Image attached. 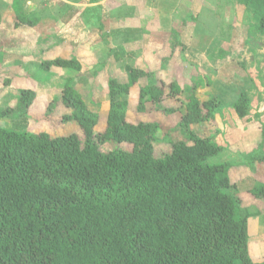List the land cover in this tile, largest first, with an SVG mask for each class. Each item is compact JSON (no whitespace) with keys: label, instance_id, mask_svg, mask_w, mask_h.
Segmentation results:
<instances>
[{"label":"trees","instance_id":"trees-1","mask_svg":"<svg viewBox=\"0 0 264 264\" xmlns=\"http://www.w3.org/2000/svg\"><path fill=\"white\" fill-rule=\"evenodd\" d=\"M240 2L259 14L256 32L264 36V0ZM30 24L19 19L16 27ZM175 44L172 58L180 55ZM40 68L80 72L82 65L55 59ZM126 71L128 83L109 82L103 133H96L100 113L72 79L61 95L69 112L63 122H76L84 141L77 134L0 128V264H264L250 256V216L231 193L230 165L208 163L222 147L192 131L209 122L222 101L201 99L197 83L185 92L158 73ZM145 78L148 85L138 88ZM19 93L16 108L1 109L0 118L27 114L37 95ZM177 99L182 119L166 140L170 153L157 158L159 122L131 123L130 108L144 112L152 103L165 112L163 105ZM250 105L243 92L234 109L244 118ZM110 142L133 149L105 153L102 146ZM252 195L264 200V184Z\"/></svg>","mask_w":264,"mask_h":264},{"label":"rangeland","instance_id":"rangeland-1","mask_svg":"<svg viewBox=\"0 0 264 264\" xmlns=\"http://www.w3.org/2000/svg\"><path fill=\"white\" fill-rule=\"evenodd\" d=\"M7 1L9 2V0ZM135 2L138 3L127 6L123 0H117V3L115 4L111 0H106V3H110V8L114 9L120 7L123 10L129 23L132 21H139V23H136L138 25H142L136 31L141 35L142 32H146L147 28L145 29L144 23L145 21H148L147 17H143L145 14H143L142 11H145L151 1L135 0ZM185 2L188 3L189 0H185ZM185 5V3L182 4V6ZM178 14L177 18H179V21H177V23H182L180 12ZM100 16L101 15H98L99 18ZM108 16L112 18L111 13L108 14ZM250 16L252 19V27L248 33L246 32L242 37L238 38L239 44L237 47H234L236 52L229 55V58H226L222 63L211 61V65L214 69L211 73H209V71L207 72L205 69H201L203 72H198L194 77H192L188 74L181 75L179 73L178 75L168 73L169 70L165 67L163 71H158V78L176 81L185 92H188L192 86L197 83L200 84L198 93L199 96H201V99L205 95H210L222 100V105L217 109L213 118L209 122L193 126L192 131L195 132L198 137L208 138L213 143L221 144L225 147V149L219 154L211 157L208 160V163L220 164L227 162L230 165L231 170L233 171L234 182L231 188V193L237 200L239 209L242 213H247V205L250 204L253 195L252 191L249 189L251 187L243 185V182H241L242 173L239 171L244 169L246 170L249 165H251L252 161L255 160L257 164L261 166L258 170V174H256L257 176L255 175L259 179L258 183H256V187L260 186L264 180V164L263 160H261L263 158L261 157V152L264 151V36L256 32L259 26V14L253 12V9H251ZM141 18L143 21H141ZM14 22L15 21L8 22L7 26H4V29L0 31V34L7 33L10 34V36L12 35V37L20 38L19 36H16L21 34L22 28L17 30V27L14 25V29ZM9 29L11 31H8ZM120 32L121 31L112 30L103 31V35L105 37L104 40L108 42V46L105 50L109 49L108 52H111L109 55L110 57H113L111 54L116 52L114 55L115 57L119 55L121 58L128 59L125 44L122 45L121 43L115 48L110 47V43H112L113 40L118 39V37L123 34H119ZM175 33L176 31H173L169 35L168 41L171 45H174L176 42L174 46L175 49L178 48V51H182L183 45L178 39L181 35L179 34L177 37V33L176 35ZM140 35H138V40L142 38ZM47 38V35H42L37 41H40L42 49L46 46L45 40ZM260 45L263 46L260 47ZM105 50L102 62L98 63L93 69H91L94 86H90L88 83V86H85L86 88L84 87L86 84V73L82 75L83 79L81 81L83 84L81 82L76 83L75 80V84L73 85V87L89 104L90 109L94 112L100 113V124L96 129V133H103L106 128L108 112L106 109L107 101H109V97L107 99L106 87L108 86L110 80L114 79L118 82L128 83L127 76H129L128 73L125 72V69H120L121 67H115L112 65L110 63V59H108L109 57L106 60L107 52ZM172 50V47H170V54ZM39 51L40 55L35 57L33 56V60H30V63L28 62L25 66L27 70L26 73L28 74L27 79H24L21 76H18L17 78L11 77L12 74L10 69L13 67L16 70L17 67H21V63L18 65L17 63L14 64L5 62L6 52L4 50V38H1L0 110L6 108H16L20 97L19 92L22 87H29L32 91L34 90L37 98L28 110L27 114L20 116V113L17 112L19 113L17 117L0 118V128L26 131L30 133L46 132L53 137L77 134L82 141H84V134L76 122H63L64 116L69 114V112H66L61 100L62 91L65 85L78 73L74 69H62L56 72L45 73L39 69V62L44 60L47 54H45L43 50ZM174 59H177V57ZM126 61L128 62V60ZM125 65L126 64L120 66L125 68ZM181 65H188V68L190 66L184 61H182ZM4 67H10V69H8L9 71H3ZM138 68H142L147 72L157 73L156 70L145 66L144 62L138 64ZM211 75L215 78L213 79L214 81H212L209 77ZM14 82L16 85H13ZM148 83V79H142L137 84V87L140 88L142 86H146ZM243 91H245L250 98L251 105L247 116L241 118L235 111L234 105ZM95 93H97V95H95ZM180 107L181 101L177 99L168 100V102L163 105L162 108L166 109L165 112L159 111L161 109L152 103L147 104L144 112H138L136 109L137 107L133 105L130 108L128 120L131 123L159 122L160 131L157 136V143L155 144V155L157 158H163L171 151V146L166 140L168 139L169 133L176 129L182 119ZM172 110H175L174 113H171ZM231 141L232 143H230ZM231 144H237L235 146L238 148V150L235 151L237 153L233 152ZM121 149L131 151L133 147L131 145H117L112 142L102 146V150L105 153L110 151H119ZM253 157H255V159Z\"/></svg>","mask_w":264,"mask_h":264},{"label":"crops","instance_id":"crops-1","mask_svg":"<svg viewBox=\"0 0 264 264\" xmlns=\"http://www.w3.org/2000/svg\"><path fill=\"white\" fill-rule=\"evenodd\" d=\"M111 1L114 4L117 3V0ZM123 1L127 6L138 3L135 0ZM150 1L148 8L142 11L145 14L143 17L148 19L144 23L147 30L140 35L136 30L142 24L138 25L139 21L129 23L123 10L120 7L110 8L111 5L106 3V0H9L10 3L7 0H0V31L10 21H15L14 29L19 24V19L31 22L30 25L17 27V30L22 28L21 34L16 36L20 38L12 37L7 33L0 34V41L4 38L5 62L18 65L21 63V67H17L16 70L13 67L11 69L4 67L3 71L10 69L11 77L21 76L27 79L26 64L33 60V56L40 55L39 50H43L47 56L39 62L40 64L43 61L55 59H76L81 63L82 70L77 71L78 74L72 78L73 85L75 80L76 83H82V75L86 73L84 87H87L88 83L94 86L91 69L102 62L104 50L108 46V42L104 40L103 31L112 30L121 31L119 34H123L113 40L110 47L115 48L121 43L125 44L128 54V59L121 58L119 55L115 57L116 52H113L111 54L113 57H110L109 49L105 50L106 60L109 57L110 63L115 67L125 70L127 67L142 69L138 68V64L144 62L145 66L156 70L157 73L167 68L168 73L188 74L194 77L198 72H203L201 69L211 73L214 70L211 61L222 63L229 58V55L235 53L234 47L239 44L238 38L248 33L252 27L251 8H247L240 0H189L188 3L185 0ZM184 3L186 5L182 6ZM179 12L182 23H177ZM110 13L112 18L108 16ZM98 15H101L100 18ZM141 21H143L142 18ZM173 31H176L177 37L181 35L178 39L183 45L182 51H178L180 55L177 59L171 58V44L168 41ZM42 35L48 37L45 40L44 49L40 41L37 42ZM138 35L142 36L140 40ZM182 61L189 64V68L188 65H181ZM119 64H126V67ZM209 77L214 81L215 78L212 75ZM127 79L129 82L128 76ZM13 85H16L15 82ZM22 89L32 90L29 87H22L20 90ZM106 93L108 99V86ZM106 110H109V101H107ZM217 145L223 147L222 150L225 149L223 145ZM236 145L231 144L234 153L238 150ZM261 157L264 164V151L261 152ZM259 168L261 166L254 160L246 170L239 171L242 173L241 179L244 180L241 182L243 185L250 186L251 191L259 181L256 177ZM230 180L233 185L232 170H230ZM247 207L246 214L250 216L248 220L249 253L253 261L264 263V200L253 196Z\"/></svg>","mask_w":264,"mask_h":264}]
</instances>
